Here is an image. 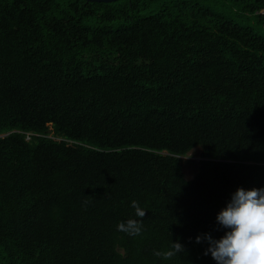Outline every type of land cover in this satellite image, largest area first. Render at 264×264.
Segmentation results:
<instances>
[{
    "label": "trees",
    "instance_id": "16d2710c",
    "mask_svg": "<svg viewBox=\"0 0 264 264\" xmlns=\"http://www.w3.org/2000/svg\"><path fill=\"white\" fill-rule=\"evenodd\" d=\"M262 7L0 0V264H216L195 237L264 186Z\"/></svg>",
    "mask_w": 264,
    "mask_h": 264
},
{
    "label": "clouds",
    "instance_id": "9594fccd",
    "mask_svg": "<svg viewBox=\"0 0 264 264\" xmlns=\"http://www.w3.org/2000/svg\"><path fill=\"white\" fill-rule=\"evenodd\" d=\"M136 217H144L146 209L132 201ZM217 223L225 229L215 238L205 232L195 237L197 243L207 242L204 254H210L216 264H264V186L237 187L226 205L216 214ZM118 228L130 235H138L142 224L136 218L121 221ZM184 245L172 240V250L163 253L172 256L183 252ZM156 255H161L159 251Z\"/></svg>",
    "mask_w": 264,
    "mask_h": 264
},
{
    "label": "rangeland",
    "instance_id": "374dc122",
    "mask_svg": "<svg viewBox=\"0 0 264 264\" xmlns=\"http://www.w3.org/2000/svg\"><path fill=\"white\" fill-rule=\"evenodd\" d=\"M229 16L236 19L240 23L246 24H254L252 20H242L239 19L234 12H229ZM257 31L264 32V30L260 27L256 26ZM181 158V167L184 172L186 178L190 179L193 178L197 172L200 157V147H195L191 151H189L186 155L180 156Z\"/></svg>",
    "mask_w": 264,
    "mask_h": 264
},
{
    "label": "water",
    "instance_id": "95a60500",
    "mask_svg": "<svg viewBox=\"0 0 264 264\" xmlns=\"http://www.w3.org/2000/svg\"><path fill=\"white\" fill-rule=\"evenodd\" d=\"M87 1L111 2V1H115V0H87Z\"/></svg>",
    "mask_w": 264,
    "mask_h": 264
},
{
    "label": "built area",
    "instance_id": "2783aa9c",
    "mask_svg": "<svg viewBox=\"0 0 264 264\" xmlns=\"http://www.w3.org/2000/svg\"><path fill=\"white\" fill-rule=\"evenodd\" d=\"M261 12H264V7L261 8Z\"/></svg>",
    "mask_w": 264,
    "mask_h": 264
}]
</instances>
